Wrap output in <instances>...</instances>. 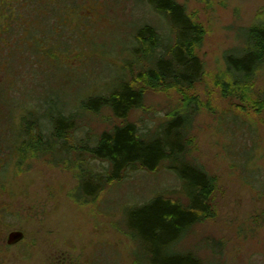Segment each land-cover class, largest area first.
Returning a JSON list of instances; mask_svg holds the SVG:
<instances>
[{"label":"rangeland","instance_id":"rangeland-1","mask_svg":"<svg viewBox=\"0 0 264 264\" xmlns=\"http://www.w3.org/2000/svg\"><path fill=\"white\" fill-rule=\"evenodd\" d=\"M120 1L80 2L56 20L49 35L39 31L35 18H20V31L10 34L11 40L9 33L5 32L6 38L0 30V264H148L129 235V211L159 195L185 201L183 186L166 165L157 172L131 173L87 201L79 188L82 173L101 171L103 165L108 167L106 163L80 151L63 156L31 153L18 164L14 152L11 128L17 127L16 120L3 114L21 112L48 97L65 99L68 110L79 109L80 100L107 91V83L116 84L122 63L131 59L136 26L151 23L160 28V18L148 6L133 0L117 5ZM177 1L206 30L199 52L206 63V77L193 90L203 109L194 123L190 156L214 177L216 188L215 217L198 225L181 247L197 252L206 264H264V110H243L241 101L225 98L214 81L225 68V53L243 46V31L256 23L264 0ZM75 45L82 56L74 52ZM51 48L55 51L35 52ZM32 52L33 62H23ZM41 57H47L48 63L51 58L53 68L44 59L40 63ZM262 89L264 74L255 91ZM180 105L174 90L150 91L144 106L130 119L154 128ZM232 112L248 123L237 129L245 135L240 142L251 143L250 133L256 134L258 149L249 167L243 166L242 153L231 155V146L235 153L240 150L239 142L233 140L235 126L221 123ZM79 122L77 141L88 132L99 136L121 125L109 110L84 113ZM252 175L255 180H250ZM15 231L23 232L24 238L9 245L8 237ZM207 238L223 244L221 256L205 246Z\"/></svg>","mask_w":264,"mask_h":264},{"label":"trees","instance_id":"trees-1","mask_svg":"<svg viewBox=\"0 0 264 264\" xmlns=\"http://www.w3.org/2000/svg\"><path fill=\"white\" fill-rule=\"evenodd\" d=\"M89 1L94 0H4L0 4L1 34L8 38L5 32L9 33L8 39L11 40L13 36L10 34L20 31V18L22 21L35 18L39 31L49 35V30L56 26V20L64 13L80 2ZM126 1L116 3L119 5ZM133 1L148 6L160 18L161 26L151 23L136 26L131 59L122 63L116 84L107 83V91L80 100L79 109L68 110L65 99L48 97L46 101L22 108L21 112L10 110L3 115L5 119L10 116L16 120L17 127L11 130L14 132V152L19 156L18 164L26 161L31 153L63 156L76 155L81 151L108 165L90 175L82 173L79 188L87 201L95 199L109 184L124 181L131 173L141 170L157 172L166 165V169L174 173L183 186L185 201L159 195L132 208L127 217L129 235L138 243L148 264H206L197 252L181 247L198 225L216 215L213 206L215 179L190 156L194 123L203 109L199 96L193 94V90L206 77V63L199 53L206 30L188 13L187 6L177 0ZM244 32L243 46L225 53V68L215 75L214 81L225 98L240 100L243 110L261 112L264 110V89L257 92L255 88L259 76L264 74V7L256 23ZM76 46L74 52L78 54ZM52 50L55 51L51 48L35 52ZM33 53H28L22 61L33 62L29 56ZM43 59L48 60L41 57L40 63ZM51 62L53 60L49 58L47 63L50 65ZM168 90L176 91L181 99L180 109L169 119L154 128L130 119L132 113L144 106L148 92ZM103 110H109L121 125L99 136L88 132L77 141L76 135L82 128L79 120L83 119L84 113L99 114ZM15 113L21 116L14 117ZM221 123L235 126L232 133L237 138L234 136L233 140L239 142L240 150L235 153L231 146V155L236 157L242 153L241 159H245L243 166L249 167L258 149L253 137L256 134L250 133L251 143L240 142L239 137L245 138V135H239L237 129L241 131L248 123L238 113L223 116ZM84 169L88 171L85 166ZM252 176L250 180H255L256 176ZM204 244L214 254L222 255L224 246L221 242L207 238ZM211 264L223 263L215 261Z\"/></svg>","mask_w":264,"mask_h":264},{"label":"water","instance_id":"water-1","mask_svg":"<svg viewBox=\"0 0 264 264\" xmlns=\"http://www.w3.org/2000/svg\"><path fill=\"white\" fill-rule=\"evenodd\" d=\"M24 238V234L21 231H15L12 232L8 237V244L9 245H15L19 242H21Z\"/></svg>","mask_w":264,"mask_h":264}]
</instances>
